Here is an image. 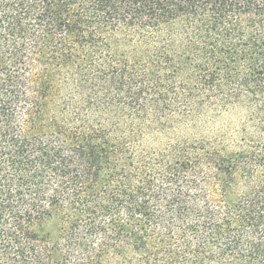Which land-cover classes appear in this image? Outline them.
<instances>
[{
  "label": "trees",
  "instance_id": "16d2710c",
  "mask_svg": "<svg viewBox=\"0 0 264 264\" xmlns=\"http://www.w3.org/2000/svg\"><path fill=\"white\" fill-rule=\"evenodd\" d=\"M0 264H264V0H0Z\"/></svg>",
  "mask_w": 264,
  "mask_h": 264
},
{
  "label": "rangeland",
  "instance_id": "374dc122",
  "mask_svg": "<svg viewBox=\"0 0 264 264\" xmlns=\"http://www.w3.org/2000/svg\"><path fill=\"white\" fill-rule=\"evenodd\" d=\"M210 124L218 129L221 127L229 138H239L241 133L252 136L257 142V117L246 107H228L226 109H215L206 112L204 117Z\"/></svg>",
  "mask_w": 264,
  "mask_h": 264
}]
</instances>
